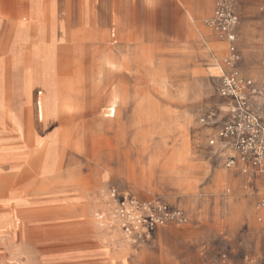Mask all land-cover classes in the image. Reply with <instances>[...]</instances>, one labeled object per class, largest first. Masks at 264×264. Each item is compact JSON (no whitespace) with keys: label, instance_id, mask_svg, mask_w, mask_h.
<instances>
[{"label":"rangeland","instance_id":"obj_1","mask_svg":"<svg viewBox=\"0 0 264 264\" xmlns=\"http://www.w3.org/2000/svg\"><path fill=\"white\" fill-rule=\"evenodd\" d=\"M65 17L59 29L0 24V264H104L103 249L153 247L126 239L113 191L189 205L224 182L206 140L214 126L200 123L224 116L223 68L205 67L203 52L121 50L110 23ZM241 20L242 69L264 88L252 9Z\"/></svg>","mask_w":264,"mask_h":264},{"label":"crops","instance_id":"obj_2","mask_svg":"<svg viewBox=\"0 0 264 264\" xmlns=\"http://www.w3.org/2000/svg\"><path fill=\"white\" fill-rule=\"evenodd\" d=\"M215 2L216 0H0V8L6 10L5 14L0 15V24L4 20L10 21L11 28L18 31L24 30L26 25L37 28L45 23L49 29H59L57 24L66 20L65 12L68 10L74 14L73 21L77 24L86 20L91 23H110L114 27L111 36H116L121 50L133 48L140 55H151L150 50L155 52L158 49H169L176 56L170 60L176 61L184 59V50H191V58L197 61H200L203 52L207 58L201 60L205 67L216 69L215 64H218L224 70L222 57L226 56V44L219 41L215 33L204 24L211 17ZM247 8L253 11V44L249 47L253 48V61H258L264 58V0H236L235 33L240 55L239 70L252 82L253 104L259 105L264 102V88L249 77L253 76V72L246 75L242 69L240 26ZM117 23H121V26ZM22 36L20 32L16 35L17 38ZM223 70L220 69V72ZM219 77L220 75L215 77L218 97ZM222 103L225 108L223 99ZM221 109L217 112H221ZM225 117L226 109L220 120ZM220 120L206 135L207 144L219 128ZM210 148L224 171V182L217 196L210 193V186L203 185L192 196L191 206L179 199L167 200L161 196L152 198L163 199L181 208L188 217V225L157 230L151 238L155 243L153 247L142 245L126 250L124 247L120 250L103 249L96 257L104 261V264H264V214L260 215L254 208L258 194L263 189V179L260 176H255L254 179L244 177L236 170L226 169L224 162L229 149L221 144ZM123 195L135 198L129 194ZM257 216H262L260 222L257 221Z\"/></svg>","mask_w":264,"mask_h":264},{"label":"built area","instance_id":"obj_3","mask_svg":"<svg viewBox=\"0 0 264 264\" xmlns=\"http://www.w3.org/2000/svg\"><path fill=\"white\" fill-rule=\"evenodd\" d=\"M204 24L226 44V71L220 74L218 88L219 97L225 101L226 117L220 120L208 145L221 144L229 149L224 162L226 169L236 170L244 177H262L263 189L254 205L255 211L261 215L264 214V102L253 104V84L239 70L236 0H216L212 15ZM200 123L216 125L215 113L210 111ZM112 199L115 204L113 216L133 245L150 241L161 228H178L189 223L181 208L160 198L140 201L113 191ZM261 218L257 216V221L260 222Z\"/></svg>","mask_w":264,"mask_h":264},{"label":"bare ground","instance_id":"obj_4","mask_svg":"<svg viewBox=\"0 0 264 264\" xmlns=\"http://www.w3.org/2000/svg\"><path fill=\"white\" fill-rule=\"evenodd\" d=\"M129 177V176H128ZM130 179V178H129ZM3 234H5V233H0V235H3Z\"/></svg>","mask_w":264,"mask_h":264}]
</instances>
